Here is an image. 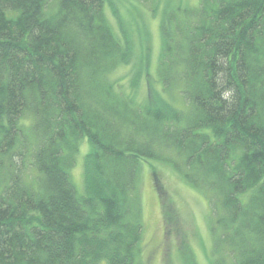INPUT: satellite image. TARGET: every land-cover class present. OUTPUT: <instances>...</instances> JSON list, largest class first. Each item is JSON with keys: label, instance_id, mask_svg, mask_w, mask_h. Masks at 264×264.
Instances as JSON below:
<instances>
[{"label": "trees", "instance_id": "16d2710c", "mask_svg": "<svg viewBox=\"0 0 264 264\" xmlns=\"http://www.w3.org/2000/svg\"><path fill=\"white\" fill-rule=\"evenodd\" d=\"M164 2L152 63L104 0H0V264H143L151 161L206 198L212 264H264V0Z\"/></svg>", "mask_w": 264, "mask_h": 264}, {"label": "rangeland", "instance_id": "374dc122", "mask_svg": "<svg viewBox=\"0 0 264 264\" xmlns=\"http://www.w3.org/2000/svg\"><path fill=\"white\" fill-rule=\"evenodd\" d=\"M164 1L160 0L156 5L157 13L152 16L151 1L146 4L141 1L135 9L133 3H123V0H104L105 14L116 32L119 27L111 7H115L129 33L135 32L134 29L139 26L145 27L148 40L144 48L152 63L156 62L161 45L158 23L160 13L165 10ZM172 2L173 7L181 8H190L196 4V0ZM169 8L172 9V6ZM118 75L124 76V72L120 69ZM144 94L145 91L141 89L140 95L135 97L142 99ZM81 149L78 166L71 171L73 183L79 192L82 191L80 168L86 147L82 146ZM141 166L139 194L143 220L142 263L212 264V216L206 198L166 164L151 161L142 162Z\"/></svg>", "mask_w": 264, "mask_h": 264}]
</instances>
